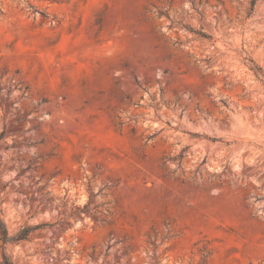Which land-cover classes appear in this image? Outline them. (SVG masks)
I'll use <instances>...</instances> for the list:
<instances>
[{"label": "rangeland", "instance_id": "obj_1", "mask_svg": "<svg viewBox=\"0 0 264 264\" xmlns=\"http://www.w3.org/2000/svg\"><path fill=\"white\" fill-rule=\"evenodd\" d=\"M250 59L264 0H0L1 218L52 224L0 264H264Z\"/></svg>", "mask_w": 264, "mask_h": 264}, {"label": "trees", "instance_id": "obj_2", "mask_svg": "<svg viewBox=\"0 0 264 264\" xmlns=\"http://www.w3.org/2000/svg\"><path fill=\"white\" fill-rule=\"evenodd\" d=\"M255 1L256 0H251V9H252ZM97 22L99 23L100 21L98 20ZM189 30L191 32L195 33L199 38L206 39V40L211 39V35L202 31V30H193V29H189ZM166 57H169V55H167ZM249 61L251 62V70L254 72L257 79H259V81L264 86V73L262 72L261 67L256 65L252 59H250ZM0 135H2V133ZM208 139H210L212 141H221L218 138H208ZM181 156L182 155L180 154L179 157H181ZM167 223H168V218L164 220V224H167ZM50 225H52V224L40 223V224L34 225L33 227H24V228L20 229L15 235L10 236L8 233L7 227L5 225V222L1 218V209H0V241L2 242V244H6V243L12 242V241H18V240L26 239L29 232L32 229L50 226ZM1 264H13L11 259L9 258V256L5 252H2Z\"/></svg>", "mask_w": 264, "mask_h": 264}]
</instances>
